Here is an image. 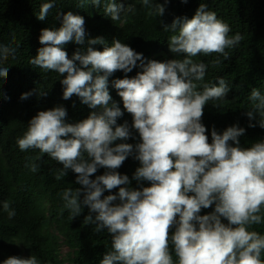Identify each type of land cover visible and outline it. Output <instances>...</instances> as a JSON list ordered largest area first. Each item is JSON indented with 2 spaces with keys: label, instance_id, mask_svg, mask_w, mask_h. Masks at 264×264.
Segmentation results:
<instances>
[{
  "label": "clouds",
  "instance_id": "obj_1",
  "mask_svg": "<svg viewBox=\"0 0 264 264\" xmlns=\"http://www.w3.org/2000/svg\"><path fill=\"white\" fill-rule=\"evenodd\" d=\"M76 1L84 11L63 13L58 28L42 29L21 61L33 75L52 77L68 107L28 113L14 140L34 152L33 164L26 165L31 171L54 159L64 175L76 174L82 187L59 190L61 204L70 218L86 206L95 231L111 236V251L91 253L88 264H174L170 243L176 264H264V232L252 228L264 222V138L244 136L235 124L202 123L204 106L223 101L242 83L238 76L229 79L235 68L248 69L241 34L230 37V26L203 2L194 11L185 6L188 0ZM53 7L54 0H45L38 19ZM91 15L118 36L86 34L85 16ZM144 29L158 32L146 46L149 54L139 49L146 40L128 39ZM159 49L166 57L150 55ZM15 54L16 48L0 44V65ZM136 67L142 70L131 78L112 76ZM8 75L9 68L0 66V77ZM73 95L80 101L68 102ZM248 99L249 127L258 115L264 128V94L253 88ZM80 108L87 117L70 122ZM129 115L131 127L117 123ZM129 155L139 161L132 179L148 186L133 188L117 171ZM98 168L104 173L90 178ZM16 181L8 167L0 173V264H75L80 248L67 244L53 201L44 198L40 221L20 225L16 209L29 207L34 185ZM213 204L214 211L201 215ZM39 235L45 240L34 245Z\"/></svg>",
  "mask_w": 264,
  "mask_h": 264
},
{
  "label": "trees",
  "instance_id": "obj_2",
  "mask_svg": "<svg viewBox=\"0 0 264 264\" xmlns=\"http://www.w3.org/2000/svg\"><path fill=\"white\" fill-rule=\"evenodd\" d=\"M43 2L45 0H0V44L16 48L15 57L9 56L11 59L0 65L9 68L8 77H0V173L5 172L8 167L17 179L16 185L22 186L29 183L34 185L29 192V207L19 206L16 209L20 225L25 226L29 220L40 221L44 211L42 206L44 198L53 201L54 210L59 217V228L65 234L67 244L72 248H80L79 257L74 259L75 264H88L91 253L96 255L103 251L105 254L108 246L111 251V236L106 229L99 233L95 231L96 225L86 219L89 214L86 206L83 207L79 216L70 218L69 215L72 216L70 210L61 204L63 199L59 195V190L69 186L75 191L76 188L82 187L76 183V174L68 170L67 175H64L63 166L54 159L47 160L46 163L39 162L35 172L27 170L26 165L33 164L30 161L35 160L34 152L30 148L21 150L17 141L14 140L24 125L25 115L30 112L35 114L56 105H64V100L61 98L64 89L62 88L60 92L58 84L52 83V77L33 75V71L27 63L21 61L26 60L32 47L38 44L42 29L58 28L61 25L63 13L84 11L76 0H54V7L50 10L47 18L40 20L38 12ZM202 2L208 6L210 11L216 12L219 19L230 26V37L237 33L241 34L243 39L240 44L248 52L246 59L248 69L235 68L236 75L229 77L231 81H235L238 76L242 83L237 85L235 91L231 92L223 101H209L204 106L202 123L206 128L229 127L235 124L245 129L244 136H254L255 140H262L264 128L259 126L258 115L256 120L252 121L256 126L249 127L250 121L246 120L248 118L246 112L251 107V102L248 99L251 90L257 88L264 94V0H188L185 2V6H191L196 11ZM85 18L86 34L118 36L117 33L106 30L98 22L97 17L91 15L85 16ZM157 35L156 29H144L139 34L129 36L128 39L137 44L146 40L139 48L146 51V46L149 44L151 46ZM71 43L75 42L68 44ZM147 53L149 54V52ZM150 55L166 57L163 49L155 50ZM31 58L32 56L29 61ZM8 63L9 65H7ZM24 93H29L27 99H22ZM71 100L80 101V98L73 95L67 101ZM214 104L220 106L214 107ZM66 105L65 108L68 107ZM17 108L20 110L17 111ZM84 114L81 108L76 110L74 116H77V119L71 117L70 122L74 123L86 118L87 116ZM211 131L212 129L208 130L209 141H211ZM120 142L122 141L118 140L114 143ZM34 150L40 152L39 149ZM49 164L52 167H49ZM137 167H139V161L133 155H129L117 171L129 176L130 186L133 188H139L141 184L148 186L146 181L138 183L132 179ZM104 171V168H98L97 173L90 178L94 179L95 175H101ZM116 193H118V188L113 189L111 193L105 190L104 195ZM214 207L213 204L209 208H202L201 215L214 211ZM262 213H264V209H262ZM221 219L222 222H227L224 218ZM80 220H86L87 224L79 223L83 222ZM252 228L264 232V222L253 225ZM44 240V236H34V245ZM169 248L174 264H176L178 258L171 243ZM94 258L97 259V257ZM261 259L264 260V251L261 253Z\"/></svg>",
  "mask_w": 264,
  "mask_h": 264
},
{
  "label": "rangeland",
  "instance_id": "obj_3",
  "mask_svg": "<svg viewBox=\"0 0 264 264\" xmlns=\"http://www.w3.org/2000/svg\"><path fill=\"white\" fill-rule=\"evenodd\" d=\"M73 50V49H72ZM142 69H140L139 67H136V68H134L131 72H129V73H124L122 70H117L116 72H114L113 74H112V76H113V78H124V76L125 75H127L128 77H133V76H135L136 75V73L138 72V71H141ZM60 89V88H59ZM58 89V90H59ZM62 99H63V97H61ZM64 100V107H65V105H66V101H65V99H63ZM69 121V118L67 119V122ZM29 159V158H28ZM30 165V164H29ZM27 170H29L30 169V167H28L27 166V168H26ZM61 252H64V251H67L66 250V248L65 247H62L61 248V250H60Z\"/></svg>",
  "mask_w": 264,
  "mask_h": 264
},
{
  "label": "bare ground",
  "instance_id": "obj_4",
  "mask_svg": "<svg viewBox=\"0 0 264 264\" xmlns=\"http://www.w3.org/2000/svg\"><path fill=\"white\" fill-rule=\"evenodd\" d=\"M65 51L67 52L69 58H71L72 55H71L70 51H69V50H65ZM32 57H34V56H32ZM8 59H11V57H9ZM7 65H9V63H8ZM7 67H8V66H7ZM38 69H39L40 71H43V72L46 71V70H43V69H41V68H39V67H38ZM117 104H118V106H119L121 109H123V108H122V105H121L120 103H117ZM125 121L128 122L129 127L132 126V116H131V115H129V116H123V117H119V118L117 119V123H118V124H122V123H124ZM137 139L139 140V136H137ZM122 142H124V141H122Z\"/></svg>",
  "mask_w": 264,
  "mask_h": 264
}]
</instances>
